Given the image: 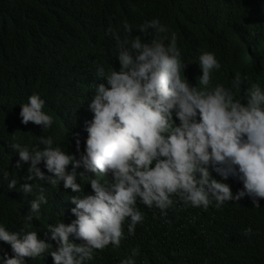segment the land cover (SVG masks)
Listing matches in <instances>:
<instances>
[{"label":"clouds","instance_id":"obj_1","mask_svg":"<svg viewBox=\"0 0 264 264\" xmlns=\"http://www.w3.org/2000/svg\"><path fill=\"white\" fill-rule=\"evenodd\" d=\"M205 3L180 43L133 29L145 0H0V264H146L151 214L264 216V0Z\"/></svg>","mask_w":264,"mask_h":264},{"label":"trees","instance_id":"obj_2","mask_svg":"<svg viewBox=\"0 0 264 264\" xmlns=\"http://www.w3.org/2000/svg\"><path fill=\"white\" fill-rule=\"evenodd\" d=\"M146 17L133 24L158 18L163 24L177 31L183 40L199 38L206 41L216 31L214 23L205 18V0H145ZM255 23L251 20V23ZM250 23V22H249ZM5 23H0L4 28ZM179 39V36H178ZM235 194L239 187H232ZM213 206V205H211ZM264 209V207L262 206ZM250 210H262L250 208ZM239 211L238 225L250 223L253 234L240 245L235 240L230 244L218 236L217 226L221 213ZM243 213V214H242ZM245 205L229 206L203 211L202 208L177 206L167 217L151 214L153 230H156L151 244H135L146 264H264L260 257L264 249V216L256 217ZM247 226H243V233ZM132 253V251H131Z\"/></svg>","mask_w":264,"mask_h":264}]
</instances>
